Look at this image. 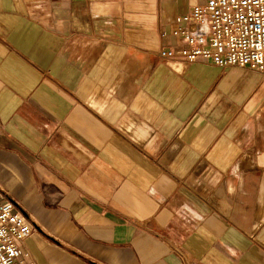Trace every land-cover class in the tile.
Instances as JSON below:
<instances>
[{
	"label": "crops",
	"instance_id": "crops-1",
	"mask_svg": "<svg viewBox=\"0 0 264 264\" xmlns=\"http://www.w3.org/2000/svg\"><path fill=\"white\" fill-rule=\"evenodd\" d=\"M206 0H0V198L29 264H264V73L160 59Z\"/></svg>",
	"mask_w": 264,
	"mask_h": 264
},
{
	"label": "built area",
	"instance_id": "built-area-1",
	"mask_svg": "<svg viewBox=\"0 0 264 264\" xmlns=\"http://www.w3.org/2000/svg\"><path fill=\"white\" fill-rule=\"evenodd\" d=\"M170 31L178 46L152 53L160 58L207 59L218 65H248L264 73V0H206L175 16ZM33 226L10 199L0 198V264H29L21 244Z\"/></svg>",
	"mask_w": 264,
	"mask_h": 264
},
{
	"label": "bare ground",
	"instance_id": "bare-ground-1",
	"mask_svg": "<svg viewBox=\"0 0 264 264\" xmlns=\"http://www.w3.org/2000/svg\"><path fill=\"white\" fill-rule=\"evenodd\" d=\"M174 22H175V20H174Z\"/></svg>",
	"mask_w": 264,
	"mask_h": 264
},
{
	"label": "rangeland",
	"instance_id": "rangeland-1",
	"mask_svg": "<svg viewBox=\"0 0 264 264\" xmlns=\"http://www.w3.org/2000/svg\"><path fill=\"white\" fill-rule=\"evenodd\" d=\"M175 19V18H174Z\"/></svg>",
	"mask_w": 264,
	"mask_h": 264
}]
</instances>
